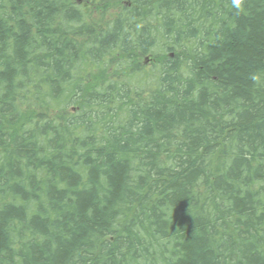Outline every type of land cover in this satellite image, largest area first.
<instances>
[{
	"label": "trees",
	"instance_id": "16d2710c",
	"mask_svg": "<svg viewBox=\"0 0 264 264\" xmlns=\"http://www.w3.org/2000/svg\"><path fill=\"white\" fill-rule=\"evenodd\" d=\"M0 264H264V0H0Z\"/></svg>",
	"mask_w": 264,
	"mask_h": 264
},
{
	"label": "clouds",
	"instance_id": "9594fccd",
	"mask_svg": "<svg viewBox=\"0 0 264 264\" xmlns=\"http://www.w3.org/2000/svg\"><path fill=\"white\" fill-rule=\"evenodd\" d=\"M232 7L235 8L236 10H241L242 7V0H231ZM253 80H257L258 78L256 76L252 77Z\"/></svg>",
	"mask_w": 264,
	"mask_h": 264
},
{
	"label": "rangeland",
	"instance_id": "374dc122",
	"mask_svg": "<svg viewBox=\"0 0 264 264\" xmlns=\"http://www.w3.org/2000/svg\"><path fill=\"white\" fill-rule=\"evenodd\" d=\"M115 11H116L115 9L110 10L111 13H115Z\"/></svg>",
	"mask_w": 264,
	"mask_h": 264
}]
</instances>
